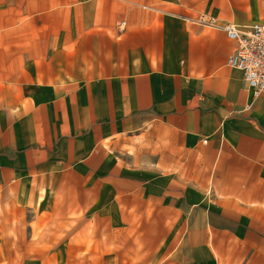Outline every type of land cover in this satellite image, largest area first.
Masks as SVG:
<instances>
[{
	"label": "crops",
	"instance_id": "obj_1",
	"mask_svg": "<svg viewBox=\"0 0 264 264\" xmlns=\"http://www.w3.org/2000/svg\"><path fill=\"white\" fill-rule=\"evenodd\" d=\"M256 22L264 0H0V264H264V96L222 29Z\"/></svg>",
	"mask_w": 264,
	"mask_h": 264
},
{
	"label": "built area",
	"instance_id": "obj_2",
	"mask_svg": "<svg viewBox=\"0 0 264 264\" xmlns=\"http://www.w3.org/2000/svg\"><path fill=\"white\" fill-rule=\"evenodd\" d=\"M208 23L214 24L213 20ZM124 26L125 23L120 25ZM222 29L236 43L227 64L243 73L246 88L255 102L264 96V22L245 27L228 23ZM252 107L253 103H248L243 112L251 111Z\"/></svg>",
	"mask_w": 264,
	"mask_h": 264
}]
</instances>
